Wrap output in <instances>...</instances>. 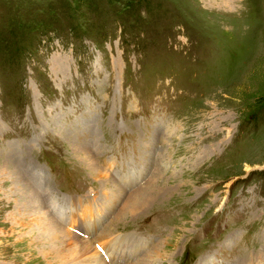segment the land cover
<instances>
[{"label": "rangeland", "instance_id": "obj_1", "mask_svg": "<svg viewBox=\"0 0 264 264\" xmlns=\"http://www.w3.org/2000/svg\"><path fill=\"white\" fill-rule=\"evenodd\" d=\"M88 246L264 264V0H0V264Z\"/></svg>", "mask_w": 264, "mask_h": 264}, {"label": "bare ground", "instance_id": "obj_2", "mask_svg": "<svg viewBox=\"0 0 264 264\" xmlns=\"http://www.w3.org/2000/svg\"><path fill=\"white\" fill-rule=\"evenodd\" d=\"M60 228V227H59ZM52 232V231H51ZM50 232V233H51ZM38 233V236H39V232H37ZM53 234V233H52ZM60 235V234H59ZM56 238V237H55ZM39 243H40V246H38V247H35L36 249H38V250H41V251H43V243H41L40 241H39ZM46 248V247H45ZM60 248V247H59ZM105 249H107V246H106V244H104V245H102V246H100V248H99V251H101V252H104L105 251ZM35 250V249H34ZM64 251L65 250H63V249H61V250H59V249H52V250H50V252L48 253V254H46L45 256L48 258V257H50V258H60L61 259V257H62V255H64ZM112 251H115V248L114 249H112ZM66 252V251H65ZM41 253V252H40ZM66 253H68V252H66ZM44 254H45V252H44ZM73 255H74V252H73ZM72 256V255H71ZM69 257V256H68ZM73 257V256H72ZM76 258L77 259H75L76 260V264H93V262L95 263V264H97L96 262H101V259L99 260L98 258H96V252H95V249L92 247H84L83 248V250L82 251H80L79 250V252H78V254H77V256H76ZM49 259V258H48ZM106 259H114V257H113V254H111L110 256H108ZM122 259V258H121ZM55 263V262H54ZM98 263V264H99ZM57 264V263H56ZM153 264V263H152Z\"/></svg>", "mask_w": 264, "mask_h": 264}]
</instances>
